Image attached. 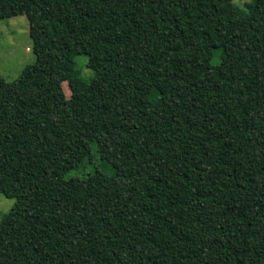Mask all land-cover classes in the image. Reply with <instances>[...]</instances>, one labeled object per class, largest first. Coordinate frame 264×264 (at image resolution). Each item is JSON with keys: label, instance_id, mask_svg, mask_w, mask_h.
I'll return each mask as SVG.
<instances>
[{"label": "trees", "instance_id": "1", "mask_svg": "<svg viewBox=\"0 0 264 264\" xmlns=\"http://www.w3.org/2000/svg\"><path fill=\"white\" fill-rule=\"evenodd\" d=\"M244 2L0 0L36 56L0 75V264H264V0Z\"/></svg>", "mask_w": 264, "mask_h": 264}, {"label": "rangeland", "instance_id": "2", "mask_svg": "<svg viewBox=\"0 0 264 264\" xmlns=\"http://www.w3.org/2000/svg\"><path fill=\"white\" fill-rule=\"evenodd\" d=\"M235 2L245 3L244 0ZM28 16L29 10L23 6H14L0 13V75L8 82L18 80L23 71L36 62ZM85 61V57L79 59V69L83 77L90 79L93 74L86 68ZM63 89L66 97L70 99L72 92L68 82L63 84ZM101 143L105 151L111 145L107 138H102ZM13 205V200L0 194V223Z\"/></svg>", "mask_w": 264, "mask_h": 264}]
</instances>
